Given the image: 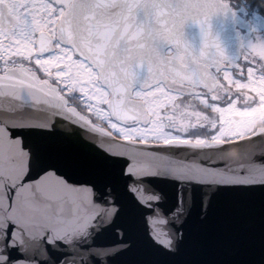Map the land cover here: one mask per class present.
<instances>
[{
	"label": "snow or ice",
	"instance_id": "6c2138e0",
	"mask_svg": "<svg viewBox=\"0 0 264 264\" xmlns=\"http://www.w3.org/2000/svg\"><path fill=\"white\" fill-rule=\"evenodd\" d=\"M0 264H264V0H0Z\"/></svg>",
	"mask_w": 264,
	"mask_h": 264
},
{
	"label": "water",
	"instance_id": "95a60500",
	"mask_svg": "<svg viewBox=\"0 0 264 264\" xmlns=\"http://www.w3.org/2000/svg\"><path fill=\"white\" fill-rule=\"evenodd\" d=\"M84 131H86V130H82V133H83ZM94 135H96V134H94Z\"/></svg>",
	"mask_w": 264,
	"mask_h": 264
}]
</instances>
